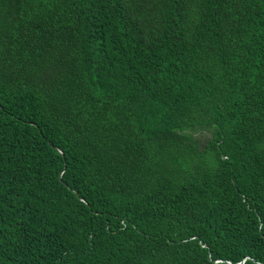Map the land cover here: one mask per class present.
Returning a JSON list of instances; mask_svg holds the SVG:
<instances>
[{"label":"trees","instance_id":"trees-1","mask_svg":"<svg viewBox=\"0 0 264 264\" xmlns=\"http://www.w3.org/2000/svg\"><path fill=\"white\" fill-rule=\"evenodd\" d=\"M0 264H264V0H0Z\"/></svg>","mask_w":264,"mask_h":264}]
</instances>
